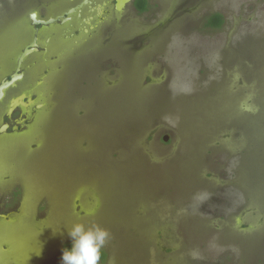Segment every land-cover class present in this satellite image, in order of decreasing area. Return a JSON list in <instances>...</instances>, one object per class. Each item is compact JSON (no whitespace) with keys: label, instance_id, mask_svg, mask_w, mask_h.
<instances>
[{"label":"rangeland","instance_id":"1","mask_svg":"<svg viewBox=\"0 0 264 264\" xmlns=\"http://www.w3.org/2000/svg\"><path fill=\"white\" fill-rule=\"evenodd\" d=\"M84 1L0 0V112L30 113L0 136V263L62 264L83 223L103 264H264V0Z\"/></svg>","mask_w":264,"mask_h":264},{"label":"clouds","instance_id":"2","mask_svg":"<svg viewBox=\"0 0 264 264\" xmlns=\"http://www.w3.org/2000/svg\"><path fill=\"white\" fill-rule=\"evenodd\" d=\"M71 247L62 253V264H103L110 232L98 224L76 223L66 228Z\"/></svg>","mask_w":264,"mask_h":264},{"label":"flooded vegetation","instance_id":"3","mask_svg":"<svg viewBox=\"0 0 264 264\" xmlns=\"http://www.w3.org/2000/svg\"><path fill=\"white\" fill-rule=\"evenodd\" d=\"M75 7V6H74ZM73 7V8H74ZM70 9V8H69ZM69 9H68V11H67V13H66V15L70 12L69 11ZM34 14V13H33ZM66 18H69V20H70V17H68V15L66 16ZM39 20H48V19H40L39 18ZM68 20V21H69ZM32 21H33V19H32ZM33 23H34V21H33ZM43 25H37L36 27H35V29H36V33L39 31V29H41V27H42ZM35 37H36V35H35ZM37 42V41H36ZM28 46V45H27ZM26 46V47H27ZM25 47V48H26ZM37 49H38V51H40L41 50V47H40V45H39V43L37 42ZM15 71L16 70H14V71H12L10 74H6L3 78H1L0 79V86L2 85V83L5 81V80H10L11 79V75L13 74V73H15ZM19 73L20 74H23V78L22 79H20V80H18L17 82H16V84L14 85V86H12V87H10L9 89H13V88H15L17 85H18V83H20L23 79H24V71H23V69L21 68V70L19 71ZM9 89H7V90H5V94L3 95V97L0 99V105L2 104V103H4L5 101H6V99H7V95H8V90ZM17 96V97H16ZM15 97V100H14V102H18V107L17 108H15V109H12V104L10 105V107H9V109H8V111H5V110H3V112L1 113L0 112V136H2V135H7L8 133H10L11 131H13V129H16V130H18V129H20L22 126H25L26 124H28V122H29V119H30V117H29V114L30 113H27V111L25 110L24 111V113L23 112H21L22 111V109L20 110L19 108H24V106H25V101H23V99L25 98V94H23V95H16ZM29 100V102H31V101H33V99L30 101V99L29 98H26L25 100ZM36 100H38V98H36ZM10 110H12V112H11V114H10V116L8 115V113H9V111ZM32 113V112H31ZM6 127V129L3 131V133L1 132V130H2V128H5ZM20 198V197H19ZM4 206H5V201H1V199H0V208L1 207H3L4 208ZM17 211V209L16 210H12V209H10L9 211H4V209L3 210H0V218H3V219H7V218H9L10 217V213L11 212H16ZM0 264H3L2 262L0 263ZM6 264H13V263H11V262H8V263H6Z\"/></svg>","mask_w":264,"mask_h":264},{"label":"water","instance_id":"4","mask_svg":"<svg viewBox=\"0 0 264 264\" xmlns=\"http://www.w3.org/2000/svg\"><path fill=\"white\" fill-rule=\"evenodd\" d=\"M85 3H88L89 0H85L84 1ZM131 2V0H116V10L117 11H122L129 3ZM76 10V7H74L69 13H73L74 11ZM34 17V14L31 15V18L33 19ZM63 20L65 21H68L69 18H66L63 17L62 18ZM51 22H55L54 19H50L48 21L46 20H34V24L35 25H48L49 23ZM25 53H24V56L22 57V60H25L28 56H30L31 54H33L34 52H38V49H37V42L35 41L33 44H30L28 45L25 49ZM21 70V67H18L15 71V73H13L11 75V79L10 80H5L2 85L0 86V99L3 97V95L5 94V90L9 89L10 87L14 86L16 84V82L20 79L23 78V74H20L19 71ZM18 105L16 106H12V109H15L17 108ZM12 110L9 111L8 115L10 116ZM6 129L5 128H2L1 132L3 133V131ZM168 140V137H165L164 138V141H167Z\"/></svg>","mask_w":264,"mask_h":264},{"label":"trees","instance_id":"5","mask_svg":"<svg viewBox=\"0 0 264 264\" xmlns=\"http://www.w3.org/2000/svg\"><path fill=\"white\" fill-rule=\"evenodd\" d=\"M138 9L139 10H145L146 9V1L145 0H140L138 2ZM222 17L220 15H215L214 17H212L211 20H209V25L210 26H213V27H220L222 25ZM107 260V254L106 252L104 251V258H103V262H105Z\"/></svg>","mask_w":264,"mask_h":264},{"label":"bare ground","instance_id":"6","mask_svg":"<svg viewBox=\"0 0 264 264\" xmlns=\"http://www.w3.org/2000/svg\"><path fill=\"white\" fill-rule=\"evenodd\" d=\"M34 20H36V21L39 20V16H38L37 13H34L33 21H34ZM13 105H14V106H15V105L17 106V105H18V102H14V103L12 104V106H13Z\"/></svg>","mask_w":264,"mask_h":264}]
</instances>
